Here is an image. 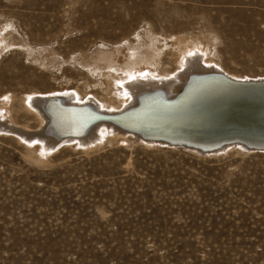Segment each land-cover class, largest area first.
Here are the masks:
<instances>
[{
  "label": "rangeland",
  "instance_id": "1",
  "mask_svg": "<svg viewBox=\"0 0 264 264\" xmlns=\"http://www.w3.org/2000/svg\"><path fill=\"white\" fill-rule=\"evenodd\" d=\"M144 30L156 49L182 36L264 78V0H0V123L14 108L15 125L42 130L19 108L27 96L70 92L102 111L125 70L107 63L134 54L124 40L147 48ZM100 136L47 149L0 128V264H264V150Z\"/></svg>",
  "mask_w": 264,
  "mask_h": 264
},
{
  "label": "bare ground",
  "instance_id": "2",
  "mask_svg": "<svg viewBox=\"0 0 264 264\" xmlns=\"http://www.w3.org/2000/svg\"><path fill=\"white\" fill-rule=\"evenodd\" d=\"M143 36L145 40L142 39L144 44L141 45L147 48L141 50V48H137L135 42L133 45V41L130 42L129 39L124 40L122 38L121 40H124V43L128 45V50L133 51L135 55L130 54L128 61L125 62L123 57L127 53L124 49H119V51L117 50L119 55L114 60L111 59L106 65V68L111 69L125 68L123 73L114 75L111 79L120 89L115 91L112 88V82H109L104 91V98L99 100L100 108L109 112L101 111V109H98L99 107L89 104V100L81 104L77 103L78 100L76 99L80 98L79 94L76 93L75 98L71 97L73 94L69 92L60 99L59 96L55 99L51 95L44 99L39 96H27L21 101L19 108L23 111V116L27 121H34L39 124L42 130L40 129L34 134L24 129V127L15 125L12 122L14 108L8 113L4 112L2 114L3 121L1 120L0 128L22 139L39 141L41 146L47 149L54 147L58 141L69 140L71 142L72 139H76V141L86 146L96 144L102 139L100 134L106 140L115 139V137L122 140L134 136L143 138L145 142L161 143L168 146H171V142L179 140L177 135L183 134L184 137L180 138L184 140H189L203 147H211L219 145L217 140L214 139L216 135L219 136V133L205 130L198 134L200 131L190 130L191 124L196 127L204 125H211L213 128L218 127V121H208L207 118L210 117V112L218 109L225 110L242 97L264 98V86L247 88L226 85L215 79L223 74L222 71L233 78L241 79L242 77L220 69L212 61L205 60L199 46L184 41L182 36L172 34L166 36L169 46H166L168 49L165 50L164 48V51L153 47V43L158 39L153 31L147 30ZM146 43L148 46H144ZM131 59L135 60L131 61ZM151 94H161L167 100L181 97L172 104L165 103L158 98L140 100L142 97ZM86 98L89 97H85L83 100ZM140 102L143 106L138 112L142 113V118L145 121H148L147 115L152 117L151 121H158V125L164 121L171 123L176 119L180 123L179 121L182 120V125L174 129H160L163 136H166L169 141L153 140L149 135L127 131L108 120L95 122L86 129L87 134H85L83 123H86L85 119L89 117L88 112L85 113L82 109L65 108V106H91L99 113L115 114L121 112V110L137 107ZM8 103L11 104L10 100L3 101L1 105H8ZM135 117L137 120L140 119L139 115ZM183 117H188L191 121ZM127 118L129 117H124L123 121H127ZM150 125L153 126L151 123ZM108 133L111 137H108ZM84 134L85 136H83ZM205 137H211L212 139H205ZM245 142L226 143L222 147L227 148L237 144L254 150L253 145L264 144V141L257 139ZM188 149L196 151L193 147H188Z\"/></svg>",
  "mask_w": 264,
  "mask_h": 264
},
{
  "label": "water",
  "instance_id": "3",
  "mask_svg": "<svg viewBox=\"0 0 264 264\" xmlns=\"http://www.w3.org/2000/svg\"><path fill=\"white\" fill-rule=\"evenodd\" d=\"M219 81L226 85H234L240 87L247 88H257L264 86V78L262 79H237L233 77H228L225 74H221L217 76ZM181 97V96H180ZM180 97H177L172 100H167L163 98L161 94H151L142 97L140 100H152L154 98L161 99L165 103H175ZM62 97H59V99ZM56 99V98H55ZM61 102V100H60ZM142 102L137 107H132L126 110H121L119 113L115 114H104L99 113L93 109V107L88 106L90 109H84L82 106H69L65 108H75L82 109L85 113L88 112V118L85 119L86 123H83V127L86 129L100 120H108L112 121L115 124L123 127L127 131L139 132L146 135L153 140H168L166 136H163L162 131L160 129H174L177 126H181L182 120L178 123L176 119L173 122H167L164 120L160 125L157 124L158 121H151L152 117L147 115L148 121H145L142 118V113L138 112L142 108ZM138 112V113H137ZM210 117H208V121H218V127L213 128L211 125L204 126H195L191 124L190 130L200 131L201 134L203 131H217L219 136L216 135L214 138L218 142V146H209L203 147L199 144H195L190 142L189 140H184L180 137H184L183 134L177 135L179 140L175 142H171V146L178 147H193L199 153H209L222 148L223 144L226 143H237L242 142L246 143L247 140H261L264 141V98L261 97H242L239 98L236 102L233 103L232 106L226 108L225 110H216L214 112H210ZM139 115L140 119L137 120L135 117ZM124 117L127 118V121H123ZM191 121L188 117H183ZM153 124V126L150 125ZM159 123V122H158ZM178 124V125H177ZM187 127V125H186ZM194 128V129H193ZM235 134V135H234ZM145 137V136H144ZM211 137H205V139H210ZM212 139V138H211ZM169 141V140H168ZM254 150H264V144L261 145H253Z\"/></svg>",
  "mask_w": 264,
  "mask_h": 264
}]
</instances>
